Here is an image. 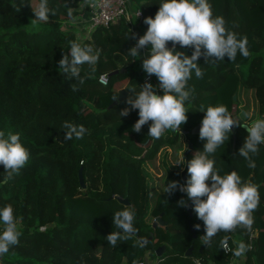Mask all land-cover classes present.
Here are the masks:
<instances>
[{"label": "trees", "instance_id": "1", "mask_svg": "<svg viewBox=\"0 0 264 264\" xmlns=\"http://www.w3.org/2000/svg\"><path fill=\"white\" fill-rule=\"evenodd\" d=\"M84 1L49 0L50 6L58 9L56 15L50 16L47 23L33 25L30 0H0V130L6 135L18 133L31 154L18 175L0 183V209L13 206L22 232L19 245L1 257L2 263L135 264L144 260L149 249L156 264H197L194 259L227 264L228 255L219 246L225 233H219L211 247L204 245V222L193 211L192 201L188 200V207H181L178 201L187 199V194L178 189L169 194L164 189L173 180L184 183L181 170L185 164H175L178 149L184 147L182 155L187 160L203 150L206 141L191 128L203 119L207 107L225 105L242 122L231 107L241 90L252 89L257 104L255 118L264 119V0H226L229 10L225 17L229 18L230 30L241 38L248 37L250 55L245 58L238 53L235 61L225 57L208 63L202 56L199 66L203 78H197L193 71L188 81L195 95L190 103L186 102L187 123L181 125V130H167L157 140L148 136L149 125L139 133L133 130L138 110L126 117L119 115L129 107L124 102L133 95L128 88L139 91L144 84L143 60L128 52L136 43V39H127L132 31L122 17L108 26L96 25L85 35L76 22ZM132 2L142 11L140 34L144 35L148 28L144 20L155 17L161 0ZM208 2L215 16L216 0ZM70 41L100 50L95 72L75 92L71 88L75 78L69 79L59 70L60 59L70 51ZM177 50L191 55L194 49L177 45ZM90 71L85 65L81 74ZM102 72L108 73L107 84L98 81ZM152 76L162 95L157 77ZM121 88L128 93L109 107ZM65 121L83 125L87 129L83 138L64 140ZM247 135L246 128L234 126L230 140L212 158L221 175L236 171L245 181L259 185L260 205L252 229L257 237L244 263L264 264V145L253 157L256 167L249 168L238 155ZM188 140L191 149H187ZM164 148L175 151V163L168 160ZM161 152L166 153L161 162L165 170L161 187L157 188L158 180L154 181L147 166H155ZM79 167L84 187L79 182ZM185 169L188 179L187 166ZM3 173L0 165V180ZM115 195L126 197L129 203L120 202ZM126 207L135 212L137 238L152 235L144 248L133 247L134 240L113 247L106 239L117 230L114 213ZM159 215L164 223L153 225ZM196 224H200L199 230ZM251 232L238 227L228 233L229 243L234 248L233 240L248 243ZM161 245L164 250L158 255L156 249ZM189 246L192 251L186 254Z\"/></svg>", "mask_w": 264, "mask_h": 264}, {"label": "clouds", "instance_id": "2", "mask_svg": "<svg viewBox=\"0 0 264 264\" xmlns=\"http://www.w3.org/2000/svg\"><path fill=\"white\" fill-rule=\"evenodd\" d=\"M34 19L31 23H47L50 16L56 15L58 9L49 4V0H30ZM138 13V17L140 16ZM69 15L71 12L69 11ZM144 23L148 25L144 35L139 36L135 45L129 50V55L135 59L141 57L142 49L150 50V55L143 59L142 68L148 76L155 75L159 81L157 86L150 81L140 85V90L128 88L133 95L124 101L125 107L120 117H126L133 110H138L139 119L133 125V130L141 132L149 125L148 136L154 140L160 139L167 130H181V125L187 123L189 108L186 102L194 99L195 89L188 86L193 71L197 78H203L204 71L199 66L203 56L205 63L223 61L225 57L235 61L238 53L243 57L250 55L248 37L242 38L238 33L229 30L222 16H214L208 0H161L155 17L148 16ZM137 33H130L127 39H136ZM169 42L172 46L168 47ZM180 48H192L191 55L178 51ZM100 50L91 45L70 41V51L59 61V70L69 79L75 78L71 85L72 91H78L79 86L95 72ZM133 59V60H135ZM91 70L82 75L84 66ZM103 82V81H102ZM119 95H114L116 101ZM248 117V113H244ZM244 127L248 133L245 143L239 149L238 155L247 161L249 168L256 167L253 159L264 145V119H256L251 124L234 118L225 105L209 106L202 119L199 138L206 141L203 150H198L193 157L185 161L182 157L175 164L187 163L188 179L186 183L173 180L167 183L165 193H173L177 189L187 194V199L181 198L179 206L188 207V200L193 203V211L198 219L204 222L206 234L203 244L212 246L213 239L221 232L225 235L219 240V246L234 258H242L252 249V245L243 240H233L235 248L229 246L230 236L238 227L251 232L255 222L254 213L259 210V185L245 181L236 171L221 175V170L215 166L213 154L226 141L230 140L233 127ZM62 128L66 130L64 140L82 139L87 129L65 121ZM30 151L21 142L18 133H6L0 130V165L4 167L3 179L7 183L18 175L30 159ZM208 181H211L209 184ZM135 212L131 208L114 213V228L107 235L109 244L116 247L118 242L134 240L133 247L144 248L147 241L137 238V228L134 226ZM0 257L7 254L14 246L19 245L22 232L14 215L11 204L0 209ZM197 230L200 224L194 226ZM233 264H236L235 260Z\"/></svg>", "mask_w": 264, "mask_h": 264}, {"label": "built area", "instance_id": "3", "mask_svg": "<svg viewBox=\"0 0 264 264\" xmlns=\"http://www.w3.org/2000/svg\"><path fill=\"white\" fill-rule=\"evenodd\" d=\"M85 7L88 10V27L89 30L92 29L96 25H106L108 26L109 23L117 21L119 18H124L128 24V28L133 32L137 33L136 42L140 34V23L142 20V11L139 7H134L132 0H85L82 4V7ZM141 13L138 17V13ZM80 16H83V11L80 9ZM135 45V44H134ZM143 59L145 56L150 55L149 48H145L141 50ZM150 81L154 86H156V82L153 76H148L147 73H144L143 76V83L145 81ZM98 81L102 84L108 83V73L102 72L98 77ZM103 81V82H102ZM257 237V232L254 230L248 236V243L252 245L255 238ZM229 246L234 249V246L229 243ZM223 250V249H222ZM223 252L228 255V262L227 264H233L235 260L236 264H245V256L242 258H234L231 253ZM197 264H215L213 261H208L203 263L199 259H194ZM142 262H136L135 264H141ZM0 264L2 263V258L0 257ZM256 264V263H254Z\"/></svg>", "mask_w": 264, "mask_h": 264}, {"label": "rangeland", "instance_id": "4", "mask_svg": "<svg viewBox=\"0 0 264 264\" xmlns=\"http://www.w3.org/2000/svg\"><path fill=\"white\" fill-rule=\"evenodd\" d=\"M215 9H216L215 10V16L224 17V19L227 22L226 26L230 30L229 18L225 17L226 12H228V10H229V6H228L227 1L226 0H216V8ZM88 30H89V28H88ZM138 60L142 61L141 58H138ZM231 111L238 118H241L242 122H247V123L251 124L253 121H255L257 118V117L255 118V116H257L258 114H257V104H256V100L254 99L253 90L252 89L241 90L239 93L238 99L234 101V104L231 107ZM244 113H248L247 118L244 117ZM183 148L184 147L179 148L178 151L176 152V153H178V159L176 160V162L183 157V155H182V149ZM164 150H166L168 153L167 154L168 160L174 162V152L175 151L170 149V148H164ZM162 159H166V153L163 154V152H161L157 156L155 166L154 165H150L149 167L147 166V168L151 172V175H152V178L154 179V181L158 180L157 188L161 187L163 175H164V170H165L162 166V163H161ZM145 255L146 256H145V258L141 264H144L145 261H147L148 264H156L155 263V255H151L149 253V249L146 250Z\"/></svg>", "mask_w": 264, "mask_h": 264}, {"label": "water", "instance_id": "5", "mask_svg": "<svg viewBox=\"0 0 264 264\" xmlns=\"http://www.w3.org/2000/svg\"><path fill=\"white\" fill-rule=\"evenodd\" d=\"M120 70L123 71L124 68H121ZM116 71H117V70H114V71H112V72H116ZM127 93H128V90H127V89H125V88H121V89H119L118 94H117V95H119V96H118V99H117L116 101H112L108 106L110 107V106L116 104L118 101L122 100V99L125 97V95H126ZM232 96H233V99H235V97H236V93H233ZM201 110H204V108H201ZM232 116H233V115H232ZM233 117H234V116H233ZM201 126H202V120L199 121V122H197V123L191 128V132L194 133V134H199V131H200ZM232 142H233V144H234V142H235V135H234V134H233V140H232ZM191 147H192L191 141L188 140V146H187V149H191ZM185 161H188V160H187V157H185ZM186 166H187V163H185V167H186ZM185 167L181 170V177H182L184 183L187 182L186 169H185ZM78 177H79V182L81 183V186L84 187V186H85V181H84V176H83V173H82V167H79V169H78ZM112 196H113V195H112ZM115 196H116V198H117L120 202H122V203H124V204H128V203H129V201H128V199H127L126 197H122V196H120V195H115ZM188 211H189V208H188ZM189 213H190V211H189ZM158 222L164 223V221L162 220V218H161L160 215L157 216V217H155V219H154V221H153L152 224L155 225V224L158 223ZM194 235H195V234L193 233V236H194ZM151 237H152V235L150 234L148 237H146V238H144V239H145L146 241H148ZM163 250H164V247H163V245H161V246L157 247V249H156V253H157L158 255H160V254L162 253ZM191 251H192V246H189V247L187 248V250H186V254H189ZM145 256H146V255H145ZM14 264H31V263H29V262H26V263L15 262ZM144 264H148L147 261H145Z\"/></svg>", "mask_w": 264, "mask_h": 264}, {"label": "crops", "instance_id": "6", "mask_svg": "<svg viewBox=\"0 0 264 264\" xmlns=\"http://www.w3.org/2000/svg\"><path fill=\"white\" fill-rule=\"evenodd\" d=\"M81 11H83V16L78 17L76 19V22H77L78 26L80 27L82 33L84 32L86 35L90 31V30H88L89 27L87 26L89 23L88 10L85 7H83V8H81ZM140 58L143 60L142 56Z\"/></svg>", "mask_w": 264, "mask_h": 264}]
</instances>
